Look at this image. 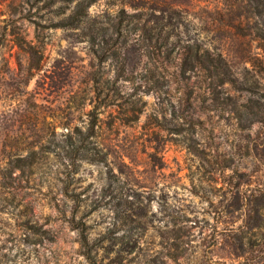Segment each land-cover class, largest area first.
Wrapping results in <instances>:
<instances>
[{"label": "rangeland", "instance_id": "obj_1", "mask_svg": "<svg viewBox=\"0 0 264 264\" xmlns=\"http://www.w3.org/2000/svg\"><path fill=\"white\" fill-rule=\"evenodd\" d=\"M34 134L0 264H264V0H0V175Z\"/></svg>", "mask_w": 264, "mask_h": 264}, {"label": "trees", "instance_id": "obj_2", "mask_svg": "<svg viewBox=\"0 0 264 264\" xmlns=\"http://www.w3.org/2000/svg\"><path fill=\"white\" fill-rule=\"evenodd\" d=\"M35 140L27 142L24 146H19L16 144H10L11 148H16L15 151H9L6 154V163L1 170L0 175V187L6 189L7 187L14 185L13 173L16 170H21L24 173L27 171H32L34 167L39 163V151L35 149V143L37 140V135ZM27 151L25 155L21 152Z\"/></svg>", "mask_w": 264, "mask_h": 264}]
</instances>
